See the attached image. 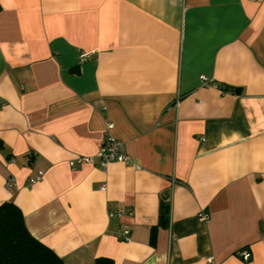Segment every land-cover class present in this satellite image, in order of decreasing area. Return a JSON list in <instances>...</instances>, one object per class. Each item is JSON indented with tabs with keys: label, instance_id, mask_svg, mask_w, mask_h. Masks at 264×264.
<instances>
[{
	"label": "crops",
	"instance_id": "crops-1",
	"mask_svg": "<svg viewBox=\"0 0 264 264\" xmlns=\"http://www.w3.org/2000/svg\"><path fill=\"white\" fill-rule=\"evenodd\" d=\"M5 201L64 264H264V0H0Z\"/></svg>",
	"mask_w": 264,
	"mask_h": 264
},
{
	"label": "trees",
	"instance_id": "trees-1",
	"mask_svg": "<svg viewBox=\"0 0 264 264\" xmlns=\"http://www.w3.org/2000/svg\"><path fill=\"white\" fill-rule=\"evenodd\" d=\"M224 90L230 87H222ZM170 205L163 200L159 211V226L168 223ZM156 227L150 242L155 241ZM0 264H64L49 247L34 238L24 223L20 209L11 201L0 204ZM94 264H113L108 258H98Z\"/></svg>",
	"mask_w": 264,
	"mask_h": 264
},
{
	"label": "built area",
	"instance_id": "built-area-1",
	"mask_svg": "<svg viewBox=\"0 0 264 264\" xmlns=\"http://www.w3.org/2000/svg\"><path fill=\"white\" fill-rule=\"evenodd\" d=\"M88 56H89L88 52H81L78 56L79 63L80 64L84 63L87 60ZM201 81L205 85L209 84L208 80L204 76H201ZM111 127H112L111 124H107L104 140L94 156H77L69 161V165L72 168H75L76 166L83 164H88V165L97 164L100 167H105L109 162H114V161L123 162L126 164L132 163L131 158L124 151L123 143L117 140L116 138H114L111 134H109L108 131L109 129H111ZM41 177H42V173L38 172L35 177L30 179V183L31 184L36 183L41 179ZM5 186L6 188H12L13 186L12 181L10 179H7ZM99 189L104 190L105 185H100ZM127 214L128 211H110L109 217L121 218ZM198 218L202 221H205L208 218V216L204 212H200L198 214ZM113 233L120 240L123 241L130 240L131 232L126 227H121L115 230ZM240 254L245 261H247L250 258V254L246 250H242Z\"/></svg>",
	"mask_w": 264,
	"mask_h": 264
}]
</instances>
